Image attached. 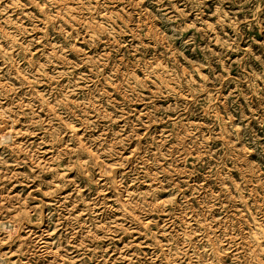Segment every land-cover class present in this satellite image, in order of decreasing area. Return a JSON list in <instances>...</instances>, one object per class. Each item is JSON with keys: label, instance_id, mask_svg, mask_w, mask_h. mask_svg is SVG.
Listing matches in <instances>:
<instances>
[{"label": "rangeland", "instance_id": "rangeland-1", "mask_svg": "<svg viewBox=\"0 0 264 264\" xmlns=\"http://www.w3.org/2000/svg\"><path fill=\"white\" fill-rule=\"evenodd\" d=\"M0 264H264V0H0Z\"/></svg>", "mask_w": 264, "mask_h": 264}]
</instances>
